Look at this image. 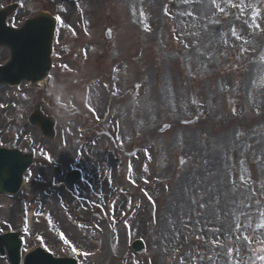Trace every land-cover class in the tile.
Instances as JSON below:
<instances>
[{"label":"rangeland","instance_id":"374dc122","mask_svg":"<svg viewBox=\"0 0 264 264\" xmlns=\"http://www.w3.org/2000/svg\"><path fill=\"white\" fill-rule=\"evenodd\" d=\"M99 13V27L80 46L88 55L70 60L67 93L79 99L91 91L89 104L98 112L72 120L70 131L63 121L60 128L73 141L101 130L110 135L111 123L117 126L121 148L102 136L84 149L85 164L82 158L78 165L93 183L86 194L93 198L92 188L101 185L110 193L111 175V191L127 202L111 204L102 219L111 211L127 213V206L132 212L139 205L144 215L128 225L86 224L83 235L93 229L101 241L81 264H264V0H115L114 12ZM34 95L23 97L20 117ZM16 110L8 104L3 114L14 118ZM100 115L111 122L99 123ZM18 128L22 137L38 133ZM67 145L59 136L47 148L58 164ZM132 150V157L125 155ZM104 155L109 162L120 157L122 167L104 171ZM92 205L85 203L99 212ZM164 218L167 232L159 229ZM137 237L142 254L129 247Z\"/></svg>","mask_w":264,"mask_h":264},{"label":"flooded vegetation","instance_id":"af4514ba","mask_svg":"<svg viewBox=\"0 0 264 264\" xmlns=\"http://www.w3.org/2000/svg\"><path fill=\"white\" fill-rule=\"evenodd\" d=\"M43 8V7H42ZM21 18H22V14L21 13H17L15 14L10 22L14 25V26H19L21 24ZM66 37H64V42L62 43L61 47L59 48V53L58 55H60L61 57V62L63 63V65L68 64V55H67V44L65 43ZM7 59V55H6V51L5 49L0 50V65H4ZM63 79L60 78L59 80L57 79V83L62 84L63 83ZM51 83L52 80L50 79L48 82V87H47V92H50V88H51ZM46 110L51 112L54 110V108L51 105H48V107H46ZM34 197L36 196V192L35 191H31L30 192Z\"/></svg>","mask_w":264,"mask_h":264},{"label":"bare ground","instance_id":"6f19581e","mask_svg":"<svg viewBox=\"0 0 264 264\" xmlns=\"http://www.w3.org/2000/svg\"><path fill=\"white\" fill-rule=\"evenodd\" d=\"M80 158V157H79ZM79 158H78V160H79ZM124 197L123 196H119V198L116 200V202L118 203V205H121L122 203H123V199ZM170 204H172V202H170ZM140 208L141 207H139V205L136 207V209H135V211L131 214V216L126 220V221H124V223L126 224V225H128V224H132L133 223V221L132 220H134V219H137L138 217H139V215L142 217L144 214H142V213H140V214H138V212H139V210H140ZM138 214V216L136 217V215ZM171 218V220H170V222H171V224H173L174 223V218L173 217H170ZM167 222H169V220H168V218H164V219H162L161 220V222H160V227H159V229H161V231H164V232H167V231H165L167 228H168V223ZM118 224H120L119 222H118ZM172 226H174V225H172ZM169 236H170V234H169ZM83 244L84 245H89V246H91L92 248H94V247H99V245L97 244V242H93V241H85V242H83Z\"/></svg>","mask_w":264,"mask_h":264},{"label":"snow or ice","instance_id":"6c2138e0","mask_svg":"<svg viewBox=\"0 0 264 264\" xmlns=\"http://www.w3.org/2000/svg\"><path fill=\"white\" fill-rule=\"evenodd\" d=\"M57 19H60V18L57 17ZM256 27L259 28V27H260L259 24H257ZM201 206H203V205H201ZM237 227H240V226L237 225ZM261 227H264V223L261 224ZM244 240H245V241H248V240H249V237L245 236V237H244ZM66 242H67V241H66ZM73 250L75 251V249H73Z\"/></svg>","mask_w":264,"mask_h":264},{"label":"water","instance_id":"95a60500","mask_svg":"<svg viewBox=\"0 0 264 264\" xmlns=\"http://www.w3.org/2000/svg\"><path fill=\"white\" fill-rule=\"evenodd\" d=\"M8 156H11V155H8ZM23 164H24V163H23ZM24 165H25V164H24ZM20 174H21V173H20ZM20 174H19V175H20ZM15 178H16V179L19 178V176H18V172H17V175L15 176ZM17 181H19V179H18ZM14 182H15V180H14ZM14 182H13V183H14ZM10 185H12V184H10Z\"/></svg>","mask_w":264,"mask_h":264}]
</instances>
